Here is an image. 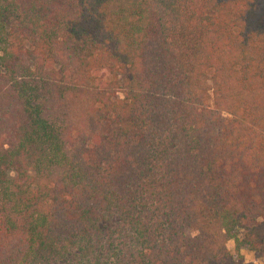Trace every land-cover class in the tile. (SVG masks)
Listing matches in <instances>:
<instances>
[{
    "label": "trees",
    "instance_id": "1",
    "mask_svg": "<svg viewBox=\"0 0 264 264\" xmlns=\"http://www.w3.org/2000/svg\"><path fill=\"white\" fill-rule=\"evenodd\" d=\"M238 230L264 260V0H0V264H252Z\"/></svg>",
    "mask_w": 264,
    "mask_h": 264
},
{
    "label": "rangeland",
    "instance_id": "2",
    "mask_svg": "<svg viewBox=\"0 0 264 264\" xmlns=\"http://www.w3.org/2000/svg\"><path fill=\"white\" fill-rule=\"evenodd\" d=\"M191 231H188V234H191ZM238 241L230 240L227 243V246L230 251L238 249L239 254L243 257L246 263L252 264H264V260L261 258H256L253 253L248 249V247L243 243V231L238 230L237 233Z\"/></svg>",
    "mask_w": 264,
    "mask_h": 264
}]
</instances>
